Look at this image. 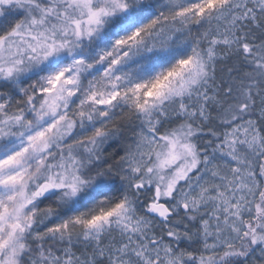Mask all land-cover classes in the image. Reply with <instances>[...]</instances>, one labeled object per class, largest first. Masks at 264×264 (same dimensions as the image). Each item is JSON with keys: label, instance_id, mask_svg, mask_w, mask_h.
Returning <instances> with one entry per match:
<instances>
[{"label": "snow or ice", "instance_id": "snow-or-ice-1", "mask_svg": "<svg viewBox=\"0 0 264 264\" xmlns=\"http://www.w3.org/2000/svg\"><path fill=\"white\" fill-rule=\"evenodd\" d=\"M0 264H264V0H0Z\"/></svg>", "mask_w": 264, "mask_h": 264}]
</instances>
